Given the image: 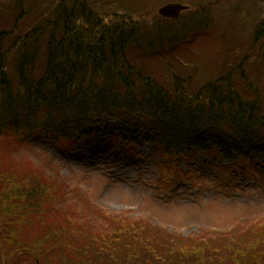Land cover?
<instances>
[{
  "label": "trees",
  "instance_id": "obj_1",
  "mask_svg": "<svg viewBox=\"0 0 264 264\" xmlns=\"http://www.w3.org/2000/svg\"><path fill=\"white\" fill-rule=\"evenodd\" d=\"M121 3L129 6L116 10L113 4ZM104 4L112 5L111 13L104 12ZM132 5L127 0H0V136H8L0 145L10 148L18 134L26 139L39 134L66 148L105 131L131 146L146 140L172 163L191 161L200 152L239 161V169L251 176L261 174L264 98L242 89L244 78L233 80L226 66L194 87L181 76L179 64L164 82L133 64L142 54L204 30L210 7L186 11L192 18L180 27L182 17L168 25L160 17L161 23L144 25L136 19L138 7L127 10ZM198 11L203 19H196ZM258 18L255 38L264 34V18ZM222 40L220 35L212 41ZM108 119L116 126L106 130ZM3 168L0 159V264H264V251L243 243L249 244L253 233L264 234L263 219L240 230L204 229L155 241L153 236L161 234L138 222L122 223L123 216L100 212L77 219L72 206L67 214L56 205L60 185H52L48 176L37 174L26 184ZM251 240L264 244V235Z\"/></svg>",
  "mask_w": 264,
  "mask_h": 264
},
{
  "label": "rangeland",
  "instance_id": "obj_2",
  "mask_svg": "<svg viewBox=\"0 0 264 264\" xmlns=\"http://www.w3.org/2000/svg\"><path fill=\"white\" fill-rule=\"evenodd\" d=\"M127 1L133 4L127 10L138 7L136 19L148 26L162 22L158 9L168 2L188 4L190 12L208 6V14L212 15L205 31H191L184 42L175 46L164 44L158 51L142 54L139 64L133 63L136 55H131L130 61L140 66L143 73L164 82L171 75L170 70L176 72L179 64L183 69L181 76L197 87L228 67L233 80L239 77L246 81L247 88L242 89L249 94L256 91L264 98V34L255 38L254 32L258 17L264 18V0H143L142 4L141 0ZM103 6L104 12L111 13V4ZM113 6L118 10L129 5ZM198 12L196 19L200 15L203 19L204 12ZM185 14L179 17L180 27L192 18L191 13L186 17ZM156 16L161 19H154ZM5 19L9 24L15 20L9 16ZM163 19L165 25L175 20ZM220 35L222 41H212ZM240 85L243 86L241 82ZM105 122L106 130L116 126L113 119ZM170 125L166 123L167 127ZM2 138L8 136L3 134ZM12 141L10 148L0 145L3 169L18 174L26 184H31L37 174L48 176L52 185H60L56 205L67 214L72 206L77 219H90L100 212L123 216L126 219L122 223L138 222L163 235L153 236L155 241H174L204 229L215 233L240 230L264 220V171L251 176L239 169V161L197 152L191 161L172 163L164 161L150 142L131 146L105 131L79 139L66 148L47 143L39 134L33 139L18 134ZM35 168L39 169L34 171ZM262 235L253 233L250 238ZM250 238L249 244L243 243L264 251L261 241L254 243ZM147 241L143 240L142 245L146 246Z\"/></svg>",
  "mask_w": 264,
  "mask_h": 264
},
{
  "label": "water",
  "instance_id": "obj_3",
  "mask_svg": "<svg viewBox=\"0 0 264 264\" xmlns=\"http://www.w3.org/2000/svg\"><path fill=\"white\" fill-rule=\"evenodd\" d=\"M189 9L187 4L181 2H168L158 9V14L165 18L175 19L179 17L181 12Z\"/></svg>",
  "mask_w": 264,
  "mask_h": 264
},
{
  "label": "bare ground",
  "instance_id": "obj_4",
  "mask_svg": "<svg viewBox=\"0 0 264 264\" xmlns=\"http://www.w3.org/2000/svg\"><path fill=\"white\" fill-rule=\"evenodd\" d=\"M145 142H147V143L149 144V142H148V141H145Z\"/></svg>",
  "mask_w": 264,
  "mask_h": 264
}]
</instances>
